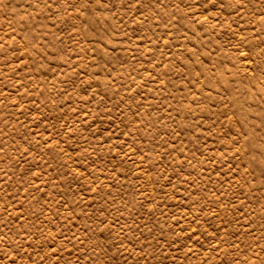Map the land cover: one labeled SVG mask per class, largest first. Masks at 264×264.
I'll use <instances>...</instances> for the list:
<instances>
[{"label":"rangeland","instance_id":"obj_1","mask_svg":"<svg viewBox=\"0 0 264 264\" xmlns=\"http://www.w3.org/2000/svg\"><path fill=\"white\" fill-rule=\"evenodd\" d=\"M0 264H264V0H0Z\"/></svg>","mask_w":264,"mask_h":264}]
</instances>
